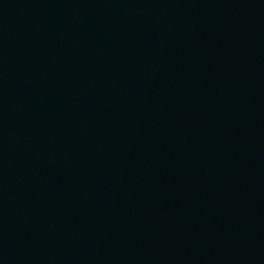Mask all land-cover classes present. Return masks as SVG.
<instances>
[{"label":"water","instance_id":"95a60500","mask_svg":"<svg viewBox=\"0 0 264 264\" xmlns=\"http://www.w3.org/2000/svg\"><path fill=\"white\" fill-rule=\"evenodd\" d=\"M0 264H264V0H0Z\"/></svg>","mask_w":264,"mask_h":264}]
</instances>
